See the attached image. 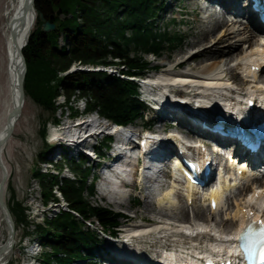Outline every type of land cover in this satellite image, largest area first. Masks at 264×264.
I'll list each match as a JSON object with an SVG mask.
<instances>
[{
    "label": "trees",
    "instance_id": "trees-1",
    "mask_svg": "<svg viewBox=\"0 0 264 264\" xmlns=\"http://www.w3.org/2000/svg\"><path fill=\"white\" fill-rule=\"evenodd\" d=\"M162 6L164 0H36V12L41 11L46 20L55 23L56 28L50 32L43 31L41 26L31 30L29 42L23 48L27 61L24 78L26 96L47 108L55 122L59 120L55 115L58 109L55 98L59 91L63 92L65 106L71 108L73 115L78 110L71 99L81 97L86 110H96L110 121L119 124L134 121L141 116L143 108L134 80L121 79L104 70L65 71L76 63L94 67L114 64L130 75H143L149 71L152 67L145 54L161 57L167 45L176 48L181 43L180 35L155 28ZM58 8L65 17H51ZM61 36L66 39L68 51L58 45ZM46 126L44 120L41 129L43 138ZM50 151L51 145L44 139L37 160L46 161ZM63 158L73 171V177H62L50 170L44 172L39 167L31 172L32 177L37 180L45 203L51 198L58 201L53 192L56 185L70 210H75L82 219L61 208L54 216L44 215L43 222L34 223V228L30 230L33 225L29 218L30 207L14 197V190L11 191L12 204H7L15 222L26 225V234L50 248L40 256L45 264H68L73 258L84 260L92 256L89 251L98 247L99 233L88 227L84 220L90 223L96 221L105 231L116 234L120 218L124 217L108 207L92 205L88 201L84 193L93 195L94 182L88 184L86 181L94 170L84 164L82 156L79 161L66 155ZM61 166L62 162L55 165L56 168Z\"/></svg>",
    "mask_w": 264,
    "mask_h": 264
},
{
    "label": "bare ground",
    "instance_id": "bare-ground-1",
    "mask_svg": "<svg viewBox=\"0 0 264 264\" xmlns=\"http://www.w3.org/2000/svg\"><path fill=\"white\" fill-rule=\"evenodd\" d=\"M217 1H219L222 6H227L228 4L231 9H234V7L232 8L233 0ZM26 2H28V0H0V139L6 132L5 128L10 118V113L15 108V105L18 101V67L22 62L20 53L29 40L31 30L36 23V15H38L36 8H34V2L30 3L28 8L25 7ZM190 4L193 8L192 11L197 10L198 8L200 10L203 9V12L207 11L206 7H204L199 2V0H192L190 1ZM203 16L204 13H202L201 16L202 19H199V21L197 20L199 31L193 34L192 38L188 40V44L186 46L200 43V41L203 39H206L208 42L200 43L199 46H196L197 49L193 48L191 50H185L182 52L183 54H181V56L177 57L176 59L174 58V60L169 61V63L162 61L160 63L162 66L161 70L157 71L154 75V81L152 83L145 82L144 86H153V84L157 85L156 94H158L159 97H162L166 95L168 90L171 91L170 87L175 84L179 87V92L177 94H180L184 97H189L184 91H192L193 95L191 97L199 98L198 100L203 99L205 101L204 104H206L211 109H216L217 111L223 102H226V104L231 106L232 104L237 103V101H234L233 97H236L239 92L242 91L236 87H233L234 82L232 79H235V77L232 74V70L234 68L238 70V77L239 80H242V82L243 80L250 81V79H252V81L255 80L257 83L264 82V78H261V74L264 73V66L261 65V62L264 59L261 56V54L264 53V48H259V39L256 38L254 33H250L246 26H243L241 23L237 24L236 22H229V19L227 20L222 13H217V15H215L210 21H206ZM251 21L253 22L252 19ZM227 40L229 41L223 47L217 46L219 42H224ZM200 55H204V57L197 60V57H200ZM194 60L196 62L192 63ZM250 66H258L260 69L257 73L254 71L251 72ZM178 67L181 69L177 71ZM255 81L253 82L254 85L248 86L246 89H244L250 92L260 91L259 88L261 86L257 85ZM228 85L231 89L228 88ZM239 88L241 89V86ZM167 97L168 96H166L165 99L169 98ZM26 101L27 100L25 96L23 107L25 106ZM206 105H203L202 108H206ZM22 112L23 110H21V113L14 122V131L16 129V125L19 123V119L22 116ZM183 121L184 122L182 125H180L178 128H175L174 130L178 133L185 132L186 136L190 137L191 134L185 130V124L187 121ZM102 124L103 123L96 124V122H94L93 127L89 124H80L76 129L82 130L79 131L78 134L77 132H72V135L69 134V136H74V140L77 141L79 135L83 131H90L87 137L97 135V132H99L101 127L104 126ZM125 126L126 130L136 128L135 123L126 124ZM108 127L109 126L105 125L104 128ZM69 130L72 131V129ZM12 135L6 143H0L2 162L6 167L7 174L9 175L8 177L11 176V171L9 165H7L5 154L9 149L8 147L11 145ZM168 138H171L173 141L178 143L180 142L178 140L179 138L174 134H170ZM88 140L89 139H84L82 142H79L85 145L88 143ZM190 150L194 154L197 153L199 158L201 157V144L198 145L197 148L195 147ZM203 163L204 159L201 164ZM175 174V179L167 186H163L161 188V192L156 195V197H153L154 199L151 198L154 204L149 200L145 201L146 205L144 208L146 210L150 211V208L153 207L155 208L154 210L161 215L165 208H177L181 187L185 189L187 200H191V207L195 206L194 204L196 202V198L199 195L198 185L185 178L181 171L175 172ZM2 175V170L0 168V182ZM238 178L244 179V173L241 172ZM7 181L5 184V193L7 189ZM258 182L255 181V183ZM228 186L229 184L227 187ZM219 187L221 190H224L226 189V184L223 183ZM110 188L107 189L111 190ZM263 190L264 184L258 186L255 189L252 188L248 192L245 191L246 193H243L244 196L241 198V200H239V203L236 204V209L232 212L231 217L234 218L236 216L235 214H237V211H239L241 207L247 208V210H253L252 207L255 205L256 201H260V203L263 204ZM242 191L243 188H239V193L241 192L242 194ZM255 192L256 198L254 197ZM100 195L101 197L108 196L110 202L112 203H124L123 196L119 193L112 191H102ZM209 195L217 196V189L212 190ZM207 199V196H203L202 200L206 202ZM217 199V207L224 206L225 202L228 200V196H225L224 199ZM207 214L208 211H203V209H195L194 211L196 218L201 220L204 219V222L207 221ZM4 215H6V210L0 208V219L5 222ZM3 217L4 219H2ZM161 218L162 220L159 219L157 221H155L156 218H154L150 224L139 222L138 224L129 225L130 228L126 230L127 234L125 236L127 240L120 241V244H122L121 248L128 253L137 254L134 251L138 247H142L145 243L149 244L150 247H155L157 251L165 253V256L169 259L183 258L186 260V258H188L195 263L196 260H193V256H196V253L201 251L199 250V247L202 246L200 243L210 242V244H214V242L209 241V238H207L208 235L205 232L206 228H203L199 231H194L193 228L190 229V227H188L187 231L190 235H183L182 230L186 229L184 223L187 221L185 214L181 216H177L176 214L174 216L169 215L168 219H163V217ZM229 218V215H227L226 219ZM169 219H174L177 224L171 223V221H168ZM141 221L146 220L144 217H142ZM215 222L217 225L222 224L219 220H215ZM12 245L13 242L10 238H0V264H6L8 261L12 252ZM134 245H136L137 248H135ZM150 261H152V259Z\"/></svg>",
    "mask_w": 264,
    "mask_h": 264
},
{
    "label": "rangeland",
    "instance_id": "rangeland-1",
    "mask_svg": "<svg viewBox=\"0 0 264 264\" xmlns=\"http://www.w3.org/2000/svg\"><path fill=\"white\" fill-rule=\"evenodd\" d=\"M190 1L192 0H179L176 3V0H168L166 2V6H168V4L170 2H172V6L170 7L171 9H174L173 12H170L169 10H166L164 12L161 13L160 17L156 18L157 21V27H155L158 31L164 32L165 30L169 31L172 35L173 34H178L181 36V43L179 45H177V47H169L167 45L166 49L163 52V55L161 57L157 56V55H152V54H145V58L147 60V62L150 64V66L152 67L151 70L145 72L146 75L151 76L152 78H154V75L156 74L157 71L161 70V62L165 61L166 63H169V61H173L174 58L176 59L177 57L181 56V54H183L182 52H184L185 50H191V49H197L196 46H199L200 43H204V42H208L206 39L201 40L200 43H197L195 45L191 44L188 45V40H190L193 36V34H195L198 30V21L201 18V13L199 12L200 9L198 8L197 10H193V8L191 7V4L189 5ZM35 3V2H34ZM177 8V9H176ZM199 12V13H198ZM39 12H37L38 14ZM39 16V15H38ZM45 16V15H44ZM60 17H65V14L62 13L60 15ZM172 18L173 20H168L169 18ZM198 20V21H197ZM42 20L39 18V23L37 22V15H36V23L32 29L35 30L36 28H38L39 26H41ZM242 25H245L244 23H241ZM197 27V28H196ZM47 32V31H45ZM126 33L129 34V32L127 31ZM230 40V39H229ZM224 41V42H219L217 44V46L223 47L225 44H227V42L229 41ZM58 45L59 47H65L66 51H68L69 47L68 44L66 42V39L64 37H59L58 39ZM169 57V58H168ZM204 55H200V57H197V60L199 58H203ZM170 59V60H169ZM196 61H192V63H195ZM76 67H81L82 69H86L87 67H92L91 65H83V64H73L67 71H65V73H71V70H73V68ZM94 67V66H93ZM157 69V71L154 72V70ZM181 68L178 67L177 71L180 70ZM235 69V70H234ZM232 70V74L234 75L235 79H232V81L234 82V87H237L238 89H240L239 87L241 86V90H243L244 88L247 87V83L248 81H244L242 82V80H239L238 77V70L236 68H234ZM237 76V77H236ZM261 78H264V73L261 74ZM246 83V84H245ZM241 84V85H240ZM59 96H57L55 98V104H57V111L55 112V115H57V117L59 118L60 126L61 129L60 131L62 133H66L67 128L65 125L68 124V122H70V120L73 122V118H68V114H72V110L71 108H68L67 106H65L64 101H65V96H63V92L59 91ZM26 103L25 106L23 107V112H22V116L19 119V123L16 125V129L13 132L12 135V142L11 145L8 147L9 149L6 151L5 154V158L7 161V165H9L10 171H11V176L9 177L8 181H7V189H6V193H5V201H6V205L12 204V190H14V197L16 199H18L19 201H23L24 204L26 203L28 205V207L31 208V215L29 216L31 222V224H33L29 229L31 230L32 228H34V223L37 222H43V215L40 213L42 210H49L48 214L52 215L53 214V210H57L58 206L55 205H51V207L49 206H42L41 205V199H42V195H40V187L39 184H37V180H34L32 177V171L33 168L35 167H39L42 168L41 170L43 171L45 166L42 165L41 166V161L37 160V154L41 151V149L43 148V134L41 132L42 129V124L44 122V120H46L47 122V128H51V125L53 124L52 122H55L52 119L51 116V112L37 104L33 98H31L30 96H26ZM77 101V102H76ZM71 103L73 104V106L78 110V112H81L80 110L83 109L85 103L84 100H77L76 98L71 99ZM152 113H148L146 112V114L143 116V118L138 117L135 119L134 123L136 124V129L140 130L142 129L141 125L143 124V122L146 120V117H148L149 115H151ZM106 121H109L108 119H105ZM84 124V123H82ZM94 124V122H93ZM104 124V123H103ZM89 125H91L93 127V125L90 123ZM161 123H157L155 126L151 127V130H158L161 128ZM90 126V128H91ZM93 129V128H92ZM49 132V130H48ZM88 132V131H87ZM45 134H47V131L45 132ZM71 134V133H70ZM72 135V134H71ZM46 136V135H45ZM192 135L190 137H187L188 140L192 139L191 138ZM74 139V136H73ZM87 146V145H85ZM60 147V144L58 143L57 145L52 144L51 149H53L52 151L58 150ZM104 150V148L102 149ZM67 153L69 154V150L67 151ZM58 155V154H57ZM57 155H53L50 153L47 154V156H52L54 158H57ZM67 156V155H66ZM68 157V156H67ZM108 156H106L107 159ZM88 165V164H86ZM50 171L54 172V170L51 168L49 169ZM62 174L65 176H69V175H73V173L71 171H67V170H63ZM174 179L171 178L169 181H167L165 184L166 186L168 184H170ZM91 178L87 179L86 182H88V184H91ZM101 181V180H100ZM98 180H93L94 182V191H93V195L89 194L88 192L85 191V195L86 198L88 199V201L93 205H101L103 207H108L110 208L113 212H119L122 215H124L125 217L121 218V221L123 224L120 225L121 231H120V236L119 238H124V236H126V230H128L129 225H133V224H138L139 222L145 223V224H150L151 221L154 220V218H156L155 221L157 220H162L161 217H163V219H168L169 215H177V216H181L183 214L186 215L187 217V221L184 224H195L197 222H204V219H197L196 216L194 215V211L196 210H201L203 209V211L207 210V205L206 202L204 200H202V195L205 193V188L203 187H199V195L196 198V202H195V206L191 207V202L190 200H187L186 195H185V189L181 187L180 189V196L179 199L178 198V204H177V208H165L162 212V214L160 215L159 213H157L153 208H150V211L146 210L144 208V206L146 205L145 201L149 200L150 202H153L152 199H154L152 195L149 194V196H146L144 193H141L139 190H137L135 188L134 184H127V180L125 181V183H123V187H111L107 184H102V182H100ZM170 182V183H169ZM126 185V187L124 186ZM110 188L111 190L107 189ZM237 189V190H236ZM234 191H232L231 196L228 198V200L226 201L225 205L227 204L229 207H233L234 202L241 200L242 198V194L241 192L239 193V188H236ZM116 192L119 193L123 196V204H115L110 202V199L108 196H104L101 197V192ZM183 191V192H182ZM132 193V194H130ZM202 194V195H201ZM239 195H240V199H239ZM136 198V199H134ZM152 198V199H151ZM202 198V199H201ZM134 199V200H133ZM233 202V204H231ZM225 205L223 206V209L218 211V214H220V212L222 210H224ZM153 209V210H152ZM146 212V213H145ZM151 212V213H150ZM156 212V213H155ZM46 214V213H45ZM264 214V212H263ZM144 217L146 221H141V218ZM153 217V218H152ZM13 218V216H12ZM4 219V217L2 218ZM178 219V217H177ZM207 219V217H206ZM34 220V221H33ZM149 220V221H148ZM176 220V218H175ZM174 219H169L168 221H171V223L173 224H177L175 222ZM206 222V221H205ZM97 225V227L102 228L101 225L98 222H94L93 225ZM26 225L20 221H16L15 222V237H14V242L12 245V252L9 256L8 261L6 262V264H22L23 261L25 262L26 260V256H24V254L22 253V247L24 245L27 244V239L32 238L34 236L26 234V229L27 227H25ZM86 226H83V228H85ZM118 228V229H120ZM123 229V230H122ZM7 235H8V231H7V226L5 224L4 221H2L0 219V238L1 239H7ZM36 238V237H34ZM126 238V237H125ZM105 241L104 244H101L100 246L102 248L105 247H109V249L115 250L114 247H112L110 245V242L107 241L109 240L108 238L103 239ZM106 241L108 243H106ZM114 246L119 245L120 246V242H114L113 243ZM40 246H36L34 249L37 250ZM143 247H146L148 249H153L154 252H156L155 247H150L149 244H143ZM41 250L45 251V250H50V248L48 246H44L42 245ZM152 254V253H151ZM155 254V253H153ZM108 260V259H107ZM90 261V260H87ZM106 264H123L120 262H116L114 260L109 259L107 262H105Z\"/></svg>",
    "mask_w": 264,
    "mask_h": 264
},
{
    "label": "water",
    "instance_id": "water-1",
    "mask_svg": "<svg viewBox=\"0 0 264 264\" xmlns=\"http://www.w3.org/2000/svg\"><path fill=\"white\" fill-rule=\"evenodd\" d=\"M36 0H28V2H26L25 7L28 8V6L30 5V3L35 2ZM61 13V8H58L57 11H55L54 15H51V17L54 16H60ZM39 15V16H38ZM38 17L42 20L41 23V28L43 31H47L50 32L52 30H55L56 25L54 22H50L49 20H46L44 14L39 11L38 13ZM29 41H27L28 43ZM26 43V44H27ZM26 46V45H25ZM24 48V47H23ZM21 56V64L18 67L19 69V76H18V101L15 105V108L11 111L10 113V118L6 124V132L4 134V136L0 139V143H6L8 141V139L11 137V135L14 132V122L15 120L18 118V115L21 113V110L23 108V102H24V97L26 96L25 91H24V78L26 75V70H27V61L25 60V55H24V51L22 50L20 53ZM0 168L2 170V178H1V182H0V208L5 209L6 210V215H4L5 217V222H6V226H7V231H8V237L10 238L12 242H14V236H15V220L12 218L10 209L7 207L6 205V201H5V184L6 181L8 180V174H7V170L6 167L4 165V163L2 162V157H1V152H0Z\"/></svg>",
    "mask_w": 264,
    "mask_h": 264
}]
</instances>
